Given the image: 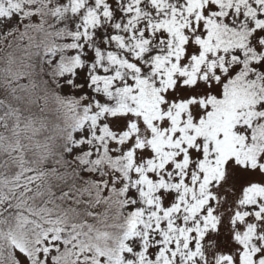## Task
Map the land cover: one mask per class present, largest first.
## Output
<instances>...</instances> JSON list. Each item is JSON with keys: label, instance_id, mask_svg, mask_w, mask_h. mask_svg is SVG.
<instances>
[{"label": "snow or ice", "instance_id": "1", "mask_svg": "<svg viewBox=\"0 0 264 264\" xmlns=\"http://www.w3.org/2000/svg\"><path fill=\"white\" fill-rule=\"evenodd\" d=\"M0 264H264V0H0Z\"/></svg>", "mask_w": 264, "mask_h": 264}]
</instances>
